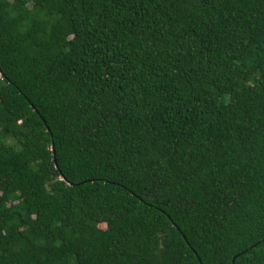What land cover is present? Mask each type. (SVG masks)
Listing matches in <instances>:
<instances>
[{"label":"trees","instance_id":"obj_1","mask_svg":"<svg viewBox=\"0 0 264 264\" xmlns=\"http://www.w3.org/2000/svg\"><path fill=\"white\" fill-rule=\"evenodd\" d=\"M0 264H264V0H0Z\"/></svg>","mask_w":264,"mask_h":264},{"label":"rangeland","instance_id":"obj_2","mask_svg":"<svg viewBox=\"0 0 264 264\" xmlns=\"http://www.w3.org/2000/svg\"><path fill=\"white\" fill-rule=\"evenodd\" d=\"M102 227H105V225H102Z\"/></svg>","mask_w":264,"mask_h":264}]
</instances>
